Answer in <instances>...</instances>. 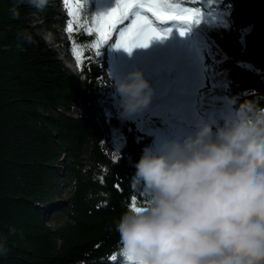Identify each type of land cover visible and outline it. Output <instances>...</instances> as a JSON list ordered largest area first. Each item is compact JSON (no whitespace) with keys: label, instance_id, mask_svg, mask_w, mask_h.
Masks as SVG:
<instances>
[{"label":"trees","instance_id":"obj_1","mask_svg":"<svg viewBox=\"0 0 264 264\" xmlns=\"http://www.w3.org/2000/svg\"><path fill=\"white\" fill-rule=\"evenodd\" d=\"M104 1L77 0L69 33L55 0L42 10L27 0H0V242L7 248L0 264H122L115 223L134 198L137 207L146 203L133 183L135 165L145 147L156 149L158 137L172 140L186 128L170 116L146 124L140 137L118 115L105 79L106 45L93 47L92 20ZM169 2L197 21H179L175 39L195 50L207 72L201 118L221 122L246 99L264 106V0ZM61 28L77 75L41 35L46 30L59 41ZM177 67L143 72L153 97L165 82L177 83ZM108 137L121 141L115 158Z\"/></svg>","mask_w":264,"mask_h":264},{"label":"clouds","instance_id":"obj_2","mask_svg":"<svg viewBox=\"0 0 264 264\" xmlns=\"http://www.w3.org/2000/svg\"><path fill=\"white\" fill-rule=\"evenodd\" d=\"M110 83L121 118L152 101L138 69ZM135 167L146 203L115 223L122 264H264V106L246 99L221 122L199 119L181 139L145 147Z\"/></svg>","mask_w":264,"mask_h":264},{"label":"rangeland","instance_id":"obj_3","mask_svg":"<svg viewBox=\"0 0 264 264\" xmlns=\"http://www.w3.org/2000/svg\"><path fill=\"white\" fill-rule=\"evenodd\" d=\"M55 3L59 19L65 22L66 26L72 23L73 30H75L74 17L68 15V10L71 7L76 11L77 0H55ZM115 3L116 0H105L101 5L99 13H106L115 6ZM148 15L155 21V18L151 17V14ZM129 23L130 21H125L124 24L117 25L116 30L110 32L111 39L104 43L107 48L105 53L106 82L112 88L115 95V90L110 81L114 82L117 78L135 69L142 72H155L162 66H169L172 62H177L178 67L173 77V80L177 83L171 82V85H167V82H165L158 96L152 97V101L146 109L134 114L130 118H125V120L130 129L142 137L141 132L146 124L151 122L162 123L168 121L170 116L176 117L180 123L186 125L184 130L173 137V139H181L192 129L195 121L202 119L198 108L202 91L209 88L207 72L196 61L198 55L193 48L177 43L175 34L177 32L176 29L179 27V21H169L164 24L155 21L154 26L164 37L154 38L150 41L148 47L134 48L131 52L115 46L119 41L120 29L127 27ZM169 29L171 30L168 31ZM59 32V41L55 38L54 34L46 30H42L41 35L47 43L52 45L60 53L61 59L67 66V63L70 59L72 60L73 56L67 46L60 42L66 40L65 29L61 28ZM190 61L194 62L195 67L191 66ZM172 70H169V74L173 73ZM71 71L73 73L76 72V67L75 71ZM115 96L119 100V97L117 95ZM81 112L82 108L77 106L75 113L79 114ZM99 120L105 130H107L108 120L105 115H101ZM165 140L171 139L166 135L158 137L156 149ZM120 145V140H114L110 137L107 138L106 150L112 158L116 157Z\"/></svg>","mask_w":264,"mask_h":264},{"label":"snow or ice","instance_id":"obj_4","mask_svg":"<svg viewBox=\"0 0 264 264\" xmlns=\"http://www.w3.org/2000/svg\"><path fill=\"white\" fill-rule=\"evenodd\" d=\"M148 14H151V17L160 24L180 21L185 26H190L197 22L194 13L173 5L169 0H116L115 6L109 11L93 17L91 30L97 35L93 47L99 48L101 43L108 42L111 39L110 32L115 31L117 25H122L125 21L130 23L119 31V41L115 45L118 48L131 52L134 48L148 47L154 38H163L164 35L157 31L154 26L155 21ZM68 15L75 17L76 11L70 7ZM67 31L69 33L73 31L72 23L67 25ZM180 34L184 35V31L181 30ZM134 201L135 198L130 207L139 210Z\"/></svg>","mask_w":264,"mask_h":264},{"label":"bare ground","instance_id":"obj_5","mask_svg":"<svg viewBox=\"0 0 264 264\" xmlns=\"http://www.w3.org/2000/svg\"><path fill=\"white\" fill-rule=\"evenodd\" d=\"M67 66H68L71 70L75 71V67H76V65L74 64V62H73L71 59H70L69 62L67 63Z\"/></svg>","mask_w":264,"mask_h":264},{"label":"water","instance_id":"obj_6","mask_svg":"<svg viewBox=\"0 0 264 264\" xmlns=\"http://www.w3.org/2000/svg\"><path fill=\"white\" fill-rule=\"evenodd\" d=\"M67 48H68V46H67ZM76 69H77V68H76ZM77 72H78V71L74 72V74L77 75Z\"/></svg>","mask_w":264,"mask_h":264}]
</instances>
